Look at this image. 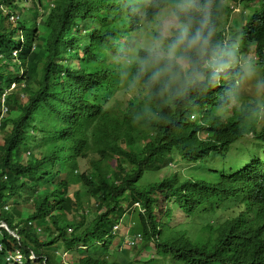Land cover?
<instances>
[{
	"label": "trees",
	"instance_id": "obj_1",
	"mask_svg": "<svg viewBox=\"0 0 264 264\" xmlns=\"http://www.w3.org/2000/svg\"><path fill=\"white\" fill-rule=\"evenodd\" d=\"M50 1L37 0L43 11L36 21L32 6L26 17L13 20L15 0H0L9 11L0 9V97L6 106L0 119V221L19 235L17 242L0 228V264H7L2 254L15 248L22 264H42L43 258L56 264L50 251L58 243L73 253L74 264H125L121 255L127 251L110 248L112 227L122 215L127 236L140 232L143 244L152 241L158 253L201 244L205 261L195 262L188 250V264H264V205L251 199L258 206L241 207L246 196L264 191V128H254L258 109L251 106L229 125L219 124L216 115L191 122L189 107L196 102L190 99L202 94L193 93L183 102L153 101L161 122L134 123L147 100L117 95L126 87L116 53L138 18L127 13L125 0ZM255 1L260 7L238 35L241 54L255 43L264 81V0H223L219 36L235 38L226 31L233 7L225 2ZM144 10L150 17L152 8ZM225 91L222 81L206 93L215 98ZM82 122L90 130L78 136ZM182 162L183 170H171ZM85 199L93 205L87 208ZM224 199L216 218V202ZM182 214L192 225L194 220L192 232L187 223L171 225L172 216ZM46 221L42 239L35 230ZM96 254L114 260L88 258Z\"/></svg>",
	"mask_w": 264,
	"mask_h": 264
},
{
	"label": "clouds",
	"instance_id": "obj_2",
	"mask_svg": "<svg viewBox=\"0 0 264 264\" xmlns=\"http://www.w3.org/2000/svg\"><path fill=\"white\" fill-rule=\"evenodd\" d=\"M43 2L51 1L43 0ZM22 4H27L28 7L24 8ZM15 5L10 14V18L13 20L26 17L30 13L28 11L30 6L38 11L36 21L43 11L37 0H15ZM147 5L152 8L150 17L144 10ZM125 7L127 13L137 17L140 23L116 53L119 65L118 75L129 96L143 95L147 100L146 105L133 115L134 123L152 125L163 120L161 112L153 107V101L162 105L183 102L188 100L193 93H206L209 89L220 87L222 81L226 86L225 93L217 92L215 98L212 95L213 103L216 106L213 110L212 103L211 108L204 111L203 117L209 119L211 115H216L219 124L229 125L246 114L251 105L243 106L232 115L225 116L224 109L227 106L225 103L228 101L231 103L233 99L238 98L241 87L255 79L254 68L259 69L260 81L263 84L262 70L259 67H254V63L248 58H241V43L238 36L227 39L220 38L223 0H125ZM0 9L3 12H9L3 5H0ZM250 45L253 46L252 60L257 65V55L260 54L256 51L254 42H251ZM14 86L15 83H11L10 89ZM190 101L192 104L195 99L191 97ZM0 110L1 119L6 111L4 95L0 97ZM189 114L191 122L204 119L203 117L196 119L190 109ZM259 121L260 116L257 117L254 126L257 131L260 129H257ZM260 127L264 128V124ZM88 130L90 127L82 122L77 134L82 136ZM200 135L204 137L206 133L202 132ZM247 135L251 136V133L248 132L246 137ZM185 167L186 164L182 162L179 166H173L171 170H183ZM163 171L166 174V171ZM160 172L162 171L156 174V178H161L157 176ZM75 187L77 188V186ZM246 198L250 199L245 202L243 200L242 208L256 207L258 204L264 205V191L262 190L256 196H246ZM251 199L258 204H253ZM224 201L225 199L216 202L220 209L216 218L222 216L221 204ZM85 205L87 208L92 206V199H85ZM5 208L7 207L5 206ZM223 212L228 218L230 213ZM122 218L126 219L127 215L124 217L122 215L112 227L115 238L110 248L127 251L126 254L121 255L127 261L125 264H188L186 259L191 258L186 254L188 250L191 251L195 262L202 263L208 255L204 247L197 242L173 247L168 253H158L152 241L146 245L143 244L140 232L127 236V225L122 222ZM49 222L46 221L44 225L38 226L35 230L37 234L40 233L42 239ZM178 222L187 223L190 232H192L194 220L192 225L185 214L178 218L172 216L171 225ZM119 226L126 228L123 234L117 231ZM0 228L6 230L12 238L19 242V235L10 230L5 222L0 221ZM145 249L148 252H145ZM53 255L59 257L54 258ZM2 258L7 264H22V255L17 248L2 254ZM34 258V253L30 251L28 259L33 262ZM50 258L56 264H74L76 260L73 253L65 250L61 243L55 245L54 250L50 251ZM88 258L91 260L105 259L107 262L114 260L107 255L100 254L91 255ZM42 264H49L46 262V258H43Z\"/></svg>",
	"mask_w": 264,
	"mask_h": 264
},
{
	"label": "rangeland",
	"instance_id": "obj_3",
	"mask_svg": "<svg viewBox=\"0 0 264 264\" xmlns=\"http://www.w3.org/2000/svg\"><path fill=\"white\" fill-rule=\"evenodd\" d=\"M225 5L228 7H234L233 9H230V15L227 20H225V26L226 31L230 30L234 32V36H238V30L240 29L241 23L245 21V18L248 17L251 13L255 12L259 9L260 4L258 1L252 2V3H240L236 7V4L225 2ZM22 7L27 8V4H22ZM236 7V8H235ZM18 10V8H16ZM233 10V11H232ZM233 19H236L238 21V24L233 26L231 24V21ZM240 38V37H239ZM242 49V47H241ZM253 46L248 45L246 48V53L241 54V58H248L254 63V67H258L256 65V62L252 60L253 55ZM255 72V79L251 83H247L243 85L240 89L238 98H235L230 103L229 101L225 104L227 105L224 109V115H232L235 111H237L239 108L243 106H249L256 107L258 109L259 115H260V121L257 125V129L260 128L261 125L264 124V86L262 82L260 81V71L259 69L254 68ZM123 96L125 99L131 97L127 94H119ZM229 100V99H228ZM196 102L193 106L189 107L190 112L196 117V119H200L204 115V111L206 109H210L213 103V98L210 93H202L201 96H199L198 100L197 97L195 98ZM247 137H250V135H247ZM2 142L1 134H0V143ZM87 167L86 161L81 162V169H84ZM182 167V166H181ZM164 171L160 172L157 176L162 177L164 175ZM76 187H72V189H75ZM70 217V214L68 215ZM215 220V218H213ZM117 231L120 234H123L126 231V228L123 226H119ZM145 252H148L147 249L144 250ZM52 257L58 258V255H53Z\"/></svg>",
	"mask_w": 264,
	"mask_h": 264
}]
</instances>
